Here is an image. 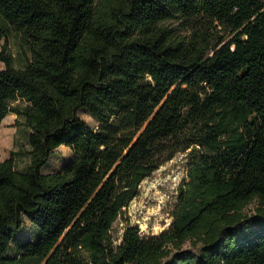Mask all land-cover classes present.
Listing matches in <instances>:
<instances>
[{
    "label": "trees",
    "instance_id": "16d2710c",
    "mask_svg": "<svg viewBox=\"0 0 264 264\" xmlns=\"http://www.w3.org/2000/svg\"><path fill=\"white\" fill-rule=\"evenodd\" d=\"M2 40L0 125L24 119L30 160L0 162V264H264V0H0ZM61 146L72 157L43 173ZM180 151L169 227L128 224L116 243L141 182ZM24 219L35 238L11 252Z\"/></svg>",
    "mask_w": 264,
    "mask_h": 264
},
{
    "label": "rangeland",
    "instance_id": "374dc122",
    "mask_svg": "<svg viewBox=\"0 0 264 264\" xmlns=\"http://www.w3.org/2000/svg\"><path fill=\"white\" fill-rule=\"evenodd\" d=\"M170 27L176 28L181 34L190 33L186 22L183 19L175 18L166 23ZM227 40L230 37L228 31L220 33ZM4 41H0V50ZM6 51L13 56L15 67H24L30 57L29 44L22 34L11 31L6 38ZM4 64L0 62V69ZM78 115L83 118L90 127L97 129L99 123L93 119L85 110H80ZM29 128L24 123V119L14 114H8L0 125V162L12 156L16 169L24 170L29 164ZM187 152V151H186ZM186 152H177L175 156L164 162L153 174L144 179L139 186V195L136 196L129 205L123 209L118 219L113 223L111 235L116 243L121 239L125 226L135 225L142 235L150 236L159 234L166 230L171 221L172 214L177 203L178 185L186 179V172L189 161ZM72 157L69 148L61 146L51 156V159L42 168L43 173L57 171L63 163ZM254 203L247 208V214L253 212ZM258 223H253L252 228H257ZM36 229L27 219H24L22 228L17 233L12 242L14 252L17 243L25 240H33ZM198 245H194L191 240L185 241L180 249V254L189 251L196 252Z\"/></svg>",
    "mask_w": 264,
    "mask_h": 264
}]
</instances>
